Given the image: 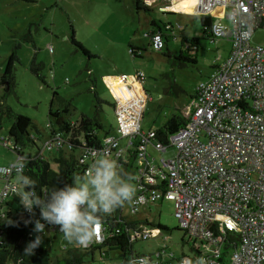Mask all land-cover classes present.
I'll return each instance as SVG.
<instances>
[{
  "label": "built area",
  "instance_id": "built-area-1",
  "mask_svg": "<svg viewBox=\"0 0 264 264\" xmlns=\"http://www.w3.org/2000/svg\"><path fill=\"white\" fill-rule=\"evenodd\" d=\"M193 13L213 17L208 27L210 39L229 40L231 48L197 85L186 106L185 126L170 135L167 143L155 140V130L144 132L145 76L142 72L123 75L118 82H128L133 99L121 104L115 97L116 134L104 136L99 147L85 149L91 160L85 171L92 163L93 151L121 160L134 146L132 183L136 195L129 202L131 213L149 203L172 201L184 238L201 244V257L207 264H217L228 234L239 237L229 252V264H264V46L251 41L254 32L264 28V0H197ZM172 28L166 23L162 30L150 34L153 50L164 48V35ZM64 141L62 134L55 133L43 149ZM150 145L160 154L158 165L153 163L156 158ZM19 158L23 157L17 155L16 160ZM14 182V174L0 177V216L3 204L12 197L9 185ZM50 229L60 232L56 227ZM104 231L101 224L99 238L80 247L102 244ZM150 231L144 230L138 238H149ZM164 247L150 252L154 259L144 255L137 264H164ZM98 253L99 258L90 264H110L103 249ZM157 256L163 261L156 260ZM186 260L195 264L189 257H183L181 264Z\"/></svg>",
  "mask_w": 264,
  "mask_h": 264
},
{
  "label": "rangeland",
  "instance_id": "rangeland-1",
  "mask_svg": "<svg viewBox=\"0 0 264 264\" xmlns=\"http://www.w3.org/2000/svg\"><path fill=\"white\" fill-rule=\"evenodd\" d=\"M141 7L136 10L135 0H0V75L9 56L12 53L16 56L13 87L7 93L0 87V102L32 121L29 131L36 145L26 146L24 152L42 150L48 157L50 153L42 149L50 139L48 125L58 128L49 111L59 112L72 122L82 115L93 117L96 97L102 100L99 120L116 134L119 121L113 108L114 99L102 75H135L137 71L144 74V88L152 98L143 111L141 129L144 132L162 126L175 113L187 116L186 106L191 95L210 75L212 67L227 57L231 42L215 39L211 43L203 39L196 63L180 67L165 54L169 51L178 56L185 36L204 37L199 17L181 12L163 15L157 9ZM152 20L177 21L183 30H178L179 36L167 41L161 51H155L145 36ZM72 36L96 57L89 59L84 55L73 44ZM251 41L264 46V28L257 29ZM129 44L139 47L142 54L133 57ZM32 64L39 65L40 70L34 73ZM110 80L111 90L121 97V104L133 99L126 84ZM172 82L180 89L177 93L171 88ZM167 88H171L170 93L166 92ZM11 122V118H4L0 128V166H9L17 158L13 142L8 139ZM149 151L156 158L153 163L158 165L159 152L151 145ZM174 208L172 201L161 200L141 206L138 213L132 214L129 203L122 205L125 217L149 219L168 228L159 229L158 233L151 228L149 238L134 241L136 252L147 254L165 246V251L174 255V260L169 261L171 264H179L177 258L189 253V245L182 241L184 236ZM41 235V246L51 259L63 254L61 246L69 245L61 232L48 229ZM107 257L110 264H120L116 251H110ZM96 258H99L98 250L94 253Z\"/></svg>",
  "mask_w": 264,
  "mask_h": 264
},
{
  "label": "trees",
  "instance_id": "trees-1",
  "mask_svg": "<svg viewBox=\"0 0 264 264\" xmlns=\"http://www.w3.org/2000/svg\"><path fill=\"white\" fill-rule=\"evenodd\" d=\"M135 2L136 9H140V0H135ZM143 8L146 10L149 9L144 4ZM199 22L204 37L196 36L185 38L178 56L169 53V51L165 54L167 58H173L175 63L180 67L187 66V64L194 65L196 63V54L198 48L201 46V41L210 36L208 27L211 20L207 17H199ZM152 25H155L154 22ZM158 30H162V28L160 29L159 27ZM169 35H164L165 42L169 40ZM188 41L191 43H188ZM72 42L89 59L96 57L95 54L91 53L77 41L74 36H72ZM189 44H191V48L193 49H188L187 45ZM129 49L133 57H138L139 54L132 45H129ZM15 58V54L12 53L8 58L4 72L0 75V87L4 88L6 93L13 87V61ZM31 70L35 73L37 70H40V66L32 64ZM37 77L41 78L39 75ZM171 88H174L176 93L180 90L174 82H172ZM170 89L167 88L166 92L170 93ZM101 103L102 100L96 97L95 115L93 117L82 115L75 122L65 120L59 112L50 110L49 114L55 119L58 125L57 129L48 125L50 127V136L59 133L62 134L65 141L58 147H52L50 149H43L42 147L43 150L50 153L48 157H45L42 150L36 152H24L23 150L26 146L36 145L35 138L29 131L33 125L31 119L23 114L14 113L10 106L4 102H0V128L4 118L12 119L8 129V139L13 142V150L16 156L20 155L26 159L27 164L24 174L37 182L36 191L41 197L54 187L71 184L76 175H83L86 167L91 162L89 156L85 154V149L99 147L103 137L111 134V128L106 129L99 120L98 113L101 108ZM186 121L187 118L180 112L173 114L165 124L154 129L156 132L155 140L157 139L162 143H167L168 137L179 128L185 126ZM135 160L136 151L133 146L128 149L123 159L116 161L124 175H133ZM139 210L132 214L138 213ZM2 211L3 217L13 221L14 224L9 225L7 220H0V264H90L92 259H94L93 254L95 251L101 249H104L106 254H110V251H116L120 264H130V262L137 264V260L144 255L150 259H154L153 257L155 256L154 253L139 254L133 249L134 241L139 240L138 234H142L144 230L150 228H157L158 230L168 229L149 219L132 220V218H127L123 215L122 206H120L111 215L101 216V224L105 226V241L102 244L97 247H91L90 249L82 248L74 243L69 244L66 249L61 248L63 251L62 255H57L51 259L42 246L35 249L34 254L30 256L24 255V248L27 243L34 239L36 235H41L33 231L34 221L39 219L38 210L35 216L29 217V214L19 204L18 199L12 195L3 204ZM26 221L30 222L25 223ZM51 227L46 225L45 230ZM182 241L189 245V253H182L177 258L179 264H181L183 257H189L191 262H195L197 259L194 257L198 256L199 258L202 256L203 252L201 251L203 250L200 248V243L187 239L184 240V238ZM238 242L239 237L237 235L228 234L226 236L221 252L216 257L217 264H229V252ZM163 249L165 250V247ZM163 256L165 259L167 256L168 259L163 261L161 257L157 256L156 260L163 261L164 264H168L169 261L174 260L172 252L165 251Z\"/></svg>",
  "mask_w": 264,
  "mask_h": 264
},
{
  "label": "clouds",
  "instance_id": "clouds-1",
  "mask_svg": "<svg viewBox=\"0 0 264 264\" xmlns=\"http://www.w3.org/2000/svg\"><path fill=\"white\" fill-rule=\"evenodd\" d=\"M90 155L92 163L83 175H76L71 184L52 188L43 197L36 191L37 182L24 174L26 159L19 158L9 166H0V177L15 175V182L9 185V190L29 217L35 216L38 210L39 219L34 221L33 227L35 233H45L48 225L58 228L69 244L87 246L99 238L102 215H111L125 202L134 200V177L124 175L115 159L95 151ZM0 220L7 218L0 216ZM7 223L14 224L11 220ZM41 244L42 235H36L25 246L24 255L34 254ZM184 264L189 262L186 260ZM195 264H207V261L200 257Z\"/></svg>",
  "mask_w": 264,
  "mask_h": 264
},
{
  "label": "crops",
  "instance_id": "crops-1",
  "mask_svg": "<svg viewBox=\"0 0 264 264\" xmlns=\"http://www.w3.org/2000/svg\"><path fill=\"white\" fill-rule=\"evenodd\" d=\"M140 8H141V5L143 6H146V8H149V9H157L160 13H162L163 15H172V14H176V13H184V14H187V15H192L194 16L195 14L193 13V10L194 8L196 7V4H197V0H140ZM179 5V6H178ZM136 10H139V9H136ZM198 17H207L209 18L210 20H212L213 17H211L210 15H197ZM154 22L155 25H152V23ZM166 23H171L173 28H172V32H170V35L168 37V39L170 40L171 38H177L180 34V32L183 30V26L180 24V22H177V21H170V20H164L162 21L161 23H158L157 21L155 20H152L151 21V28L149 30V32L147 34H145V36L147 37L148 39V45L151 47L150 45V34L155 32V31H158L159 27L160 29L164 28V25ZM178 30L180 31L179 34H177ZM185 38H190V37H187L185 36L183 38V42L185 41ZM168 40V41H169ZM207 40L210 41L211 43H214L212 42V40L210 39V37L208 36L207 37ZM166 43L165 42V47H166ZM188 43H191L190 41H188ZM131 45V44H129ZM138 52V56H140L142 54L141 52V49H139V47L135 46V45H132ZM186 46V45H185ZM182 47V45H181ZM188 49H193L191 48V44L187 45ZM152 48V47H151ZM161 51V50H160ZM129 53L131 54L130 52V49H129ZM170 53V52H169ZM132 55V54H131ZM174 55V54H173ZM216 65V64H215ZM214 65V66H215ZM213 66V67H214ZM212 67V69H213ZM211 69V71H212ZM138 72V71H137ZM123 75H128V74H122ZM122 76H119V75H111V74H107V75H102V79L105 81L104 77H106V85L107 87L109 88L112 96H113V99H114V103H115V97L116 95L113 93V91L111 90V84L109 83L108 79H111L110 81H113V80H116L118 81V78L119 77H122ZM130 76V75H128ZM209 76V75H208ZM207 76V77H208ZM206 77V78H207ZM205 78V79H206ZM145 81V80H144ZM144 81L142 83V88L145 92V94L148 96L147 97V100H151L152 98L149 96V94L147 93L148 91L144 88ZM109 84V85H108ZM122 84H126V86L128 85V82H122ZM194 94V93H193ZM192 94V95H193ZM191 95V96H192ZM146 102L144 103V106H143V111H144V107H145V104ZM114 108V107H113ZM143 111H142V117H141V121H142V118H143ZM154 130V129H152ZM104 257L106 258L107 257V254L104 255Z\"/></svg>",
  "mask_w": 264,
  "mask_h": 264
},
{
  "label": "bare ground",
  "instance_id": "bare-ground-1",
  "mask_svg": "<svg viewBox=\"0 0 264 264\" xmlns=\"http://www.w3.org/2000/svg\"><path fill=\"white\" fill-rule=\"evenodd\" d=\"M118 98V100H120L121 101V97H117Z\"/></svg>",
  "mask_w": 264,
  "mask_h": 264
}]
</instances>
